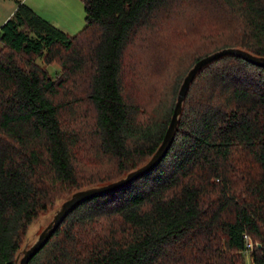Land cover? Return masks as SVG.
Returning a JSON list of instances; mask_svg holds the SVG:
<instances>
[{
  "label": "trees",
  "instance_id": "obj_1",
  "mask_svg": "<svg viewBox=\"0 0 264 264\" xmlns=\"http://www.w3.org/2000/svg\"><path fill=\"white\" fill-rule=\"evenodd\" d=\"M81 1L75 34L20 0L0 26V264H18L29 226L55 201L153 154L179 88L149 110L145 79L162 78L179 48L207 44L193 64L224 47L264 56V0ZM245 255L264 264V66L229 54L196 73L157 165L77 204L26 264H248Z\"/></svg>",
  "mask_w": 264,
  "mask_h": 264
},
{
  "label": "rangeland",
  "instance_id": "obj_2",
  "mask_svg": "<svg viewBox=\"0 0 264 264\" xmlns=\"http://www.w3.org/2000/svg\"><path fill=\"white\" fill-rule=\"evenodd\" d=\"M22 1L33 7V9L42 17L61 27L62 30L68 32L69 34L77 33L85 24V11L83 2L81 0ZM169 37L170 39H172L170 40V42H172L174 40V37L172 35H170ZM192 45H190L192 46L190 48H188V46L186 45L184 49L179 48L178 51L174 52V58L170 66H165V68H162V71H160L164 74L162 78L160 77V75H158V73L157 75L150 74L146 77L145 82L146 84H148V86L151 85V89L149 90V94L147 96L144 95L143 99H145L144 101H146L145 104L147 105V107L150 108L149 110L158 107L160 109H163L165 108V106L169 105L172 96L175 93V89L179 88L180 83H182L181 81L184 74H186L193 65L195 57L201 52L210 50L206 48L207 44H205L204 41L200 42V45L197 43ZM208 48L210 47L208 46ZM130 50L131 51L129 55L134 56V59L136 58V56L138 57V54L141 55L142 53H144L143 46L140 41L135 42ZM37 61L42 64V61L40 59H37ZM131 63L133 66V60H131ZM132 66L130 64L131 70ZM59 68V65L56 63L47 65V69L51 75L56 74ZM150 70L151 69H148V71ZM158 82L159 84L155 86V84H157ZM127 90L128 92L130 91L129 85H127ZM63 200L55 201L52 206L40 213L38 218L32 222V224L29 226L27 236L24 237V242L22 244L21 250L23 247H28L33 243L38 233L50 221L55 209ZM19 255H21V251ZM245 258L247 263L249 264L248 256L245 255Z\"/></svg>",
  "mask_w": 264,
  "mask_h": 264
},
{
  "label": "water",
  "instance_id": "obj_3",
  "mask_svg": "<svg viewBox=\"0 0 264 264\" xmlns=\"http://www.w3.org/2000/svg\"><path fill=\"white\" fill-rule=\"evenodd\" d=\"M229 54L240 56L256 65L264 66L263 55H257L239 47H224L198 59L187 71L182 80V83L180 84L168 125L160 144L153 152V154L142 165L128 171L125 175L119 177L118 179L105 184L82 188L71 193V195L64 199L55 209L50 221L38 233L33 243L28 247L22 248L21 255H18V264H26L28 262L30 257L48 240V238L60 225L61 221L68 214V212H70L77 204L89 198L115 191L125 186L135 178L153 169L166 154L173 141L175 130L182 110L183 100L186 96L189 85L195 77L196 73L204 65L224 55Z\"/></svg>",
  "mask_w": 264,
  "mask_h": 264
},
{
  "label": "crops",
  "instance_id": "obj_4",
  "mask_svg": "<svg viewBox=\"0 0 264 264\" xmlns=\"http://www.w3.org/2000/svg\"><path fill=\"white\" fill-rule=\"evenodd\" d=\"M17 1L18 0H0V26L14 11Z\"/></svg>",
  "mask_w": 264,
  "mask_h": 264
}]
</instances>
